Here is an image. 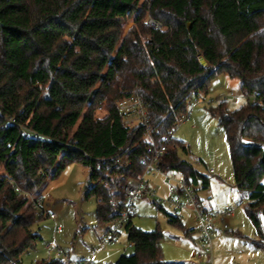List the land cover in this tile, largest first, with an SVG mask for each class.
I'll return each instance as SVG.
<instances>
[{"label": "trees", "instance_id": "trees-1", "mask_svg": "<svg viewBox=\"0 0 264 264\" xmlns=\"http://www.w3.org/2000/svg\"><path fill=\"white\" fill-rule=\"evenodd\" d=\"M220 73L248 98L237 110L221 101L209 111L226 129L235 186L264 248V0H0V264H22L43 218L29 196L37 200L69 163L90 169L98 222L120 216L123 184L143 173L148 154L143 131L126 128L117 110L131 94L146 103L154 150L166 146L161 166L194 185L198 202L195 187L209 180L181 157L188 146L172 132ZM118 155L130 167L105 187L106 159ZM132 217L124 229L135 251L115 264H184L164 260L162 231L134 227Z\"/></svg>", "mask_w": 264, "mask_h": 264}, {"label": "rangeland", "instance_id": "rangeland-1", "mask_svg": "<svg viewBox=\"0 0 264 264\" xmlns=\"http://www.w3.org/2000/svg\"><path fill=\"white\" fill-rule=\"evenodd\" d=\"M145 19L148 23L150 17L146 16ZM133 26V18H129L124 34ZM232 93L233 96L226 100L229 110H237L248 102L238 79L225 73L216 75L209 83L207 94L188 108L190 118L178 123L173 132L174 138L188 146V153H180L181 157L209 180L208 186L204 187L203 178H200L195 188L198 205L214 217L217 237L213 241L211 258L207 255L202 259L197 257L202 247L191 205L185 201V206L175 211L167 200L170 193L162 177L152 178L157 196L140 198L134 205V227L146 232L162 231V254L166 261L184 264H264V248L254 243L260 238L246 212L242 193L235 186L226 129L219 118L209 111V108L220 103L221 97ZM208 100L214 102L207 104ZM249 100L252 102L253 97ZM211 169L213 173H210ZM89 173V167L74 162L67 164L56 178L47 181L39 196L40 204L46 214H54L56 219L44 216L37 220L32 229L39 238L23 254L22 264L58 258L56 250L51 247L54 243L67 256L60 259L70 264L92 257L95 264H115L122 255L134 253L135 248L125 229L104 245V235L112 222L99 223L97 220V197L87 196L92 185ZM29 197L32 203L37 196L31 194ZM226 205L233 209V215L222 214ZM167 213L178 214L182 226L171 225ZM260 218L264 233V214ZM93 251H96L95 256H92Z\"/></svg>", "mask_w": 264, "mask_h": 264}, {"label": "built area", "instance_id": "built-area-1", "mask_svg": "<svg viewBox=\"0 0 264 264\" xmlns=\"http://www.w3.org/2000/svg\"><path fill=\"white\" fill-rule=\"evenodd\" d=\"M148 24L152 26L157 25V23L152 19L148 21ZM229 96H233V93L231 95L221 97L220 102L226 101ZM200 97L201 96L194 98L191 105L194 103L197 104ZM213 102L214 100H208L206 103L212 104ZM117 110L122 117L126 128L132 130L134 134L140 130L143 131V138L148 143V154L143 156L141 159V162L144 165L143 173L137 178L126 179L123 184L125 207L120 216L112 221V226L108 228L106 234L104 235V245L113 241L117 237L119 231L124 229L129 223L134 214V205L137 200L147 197L155 198L157 196L156 187L152 182V178L159 176L162 177L168 184L170 195L167 200L171 203L174 210L178 211L183 208L185 206V201L191 205L194 220L199 227L198 240L202 247V251L197 253V257L202 259L204 255H207L211 258L213 241L217 237V232L213 225L214 217L198 205L194 192V185L188 183L178 172L167 171L161 166L160 161L163 155L166 154L167 149L165 145H162L160 148L154 150L155 144L153 141L152 130L150 128L146 103L139 95L131 94L117 101ZM189 118L190 113L182 117L179 123ZM168 139L169 138H165V140ZM106 161L108 164L104 167L107 178L103 179V185L105 187H112L116 179L124 178L125 174L123 171L130 167L131 160L128 156L118 155L106 159ZM97 168H103L101 162H99ZM213 172L214 171L211 169L210 173ZM113 192L114 190L112 189L111 193ZM33 202L37 207L41 206L40 198ZM98 202L100 203L101 199H98ZM113 202H117L115 198L113 199ZM222 214L231 216L233 215V209L226 205ZM40 215L56 219V215L50 213L46 214L44 209L40 210ZM224 228L227 229V226L225 225ZM59 229L60 228L57 230ZM131 245L133 244L131 243ZM51 247L56 250L58 257H67L57 244L54 243ZM95 255L96 251H93L92 256ZM77 264H94L93 257L89 260L80 261Z\"/></svg>", "mask_w": 264, "mask_h": 264}, {"label": "water", "instance_id": "water-1", "mask_svg": "<svg viewBox=\"0 0 264 264\" xmlns=\"http://www.w3.org/2000/svg\"><path fill=\"white\" fill-rule=\"evenodd\" d=\"M187 27H188V30L190 31V29L192 27V24L188 23ZM199 61L204 67H208L209 66L208 62L205 60V58L202 55L199 56Z\"/></svg>", "mask_w": 264, "mask_h": 264}, {"label": "crops", "instance_id": "crops-1", "mask_svg": "<svg viewBox=\"0 0 264 264\" xmlns=\"http://www.w3.org/2000/svg\"><path fill=\"white\" fill-rule=\"evenodd\" d=\"M233 214H234V211H233ZM93 262H94V264H95V261H94V259H93Z\"/></svg>", "mask_w": 264, "mask_h": 264}]
</instances>
